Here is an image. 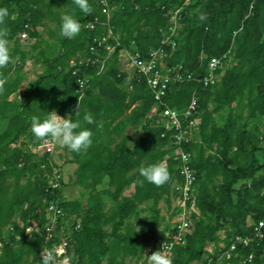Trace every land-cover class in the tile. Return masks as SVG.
<instances>
[{"label":"trees","instance_id":"obj_1","mask_svg":"<svg viewBox=\"0 0 264 264\" xmlns=\"http://www.w3.org/2000/svg\"><path fill=\"white\" fill-rule=\"evenodd\" d=\"M106 1L121 46L105 73L81 70L79 77L88 85L80 100L70 63L85 57L92 38L102 34L101 27L91 32L86 25L96 16L106 19L104 5L88 0L92 11L85 14L74 0H0V8L8 10L0 34L11 54L9 64L0 68V264H44V250L53 249L63 238L69 240L70 264H128V257L137 263L143 259L147 244L138 242L133 221L147 203L153 204L157 217L162 201L171 208L180 158L175 148L167 147L159 117L152 115L157 103L145 79L122 72L119 55L125 49L147 58L159 49L177 10L181 28L174 37L177 48L166 46L167 67L182 65L201 78L212 58L230 55L213 89L191 81L174 87L164 99L172 109L183 110L195 96L200 113L195 139L183 146L193 158L200 215H194L186 243L176 248L172 264H220L224 252L220 244L229 247L233 238L250 235L251 222L264 217V0ZM65 13L75 15L81 24L80 34L72 40L60 35ZM201 13L206 20H199ZM48 22L57 24L56 54L40 32ZM24 31L29 33L27 43L34 41L29 52L18 37ZM30 59L45 71L22 98L10 101L26 79ZM78 104L80 113L74 117ZM51 111L72 115L92 131L90 148L79 153L68 150L70 163L78 166L74 184L89 192L86 204L66 199L65 180L58 189L50 187V155L39 156L33 150L46 139L32 134L31 118ZM85 115H91L92 124L83 120ZM129 128L142 135L131 141ZM162 160L169 181L159 187L144 181L140 169ZM103 185L107 188L101 191ZM106 196L115 203L110 209ZM52 204L61 208L68 225L60 224L49 239L46 232L27 235L32 222L48 223ZM167 232L168 224L160 242L169 239ZM210 246L212 253L207 250ZM250 255L254 264H264V244L239 246L232 260L221 264H241Z\"/></svg>","mask_w":264,"mask_h":264},{"label":"built area","instance_id":"obj_2","mask_svg":"<svg viewBox=\"0 0 264 264\" xmlns=\"http://www.w3.org/2000/svg\"><path fill=\"white\" fill-rule=\"evenodd\" d=\"M189 1L191 0H187V2ZM100 2L104 5L103 12L106 15V19L103 20L101 17L96 16L91 22L87 23L86 29L91 32H96L101 27L103 32L101 35L92 38L85 57L72 60L70 63L73 69L72 74L77 77L80 100L84 97V92L88 85L87 79L79 77L81 70L96 68L98 75L105 73L115 50L121 46L118 35L114 33L111 27L109 5L106 0H100ZM180 11L177 10L174 13L172 17L174 25L169 29L168 33H165V40L162 46L159 49L151 51L147 58H143L137 51L125 49L119 55V66L122 72L128 74L130 77L137 75L139 78L145 79L157 103L152 115L159 117L160 126L164 130L162 137L168 139L167 147L175 148V155L180 158L179 176L172 184L171 196L174 207H172V211L170 209V215L167 216L169 232L166 233L165 237H169V239L159 242L155 246V250L153 249L149 254L151 255L157 250H164L165 254L169 255L171 259L175 256L176 248L186 243L187 234L193 223L194 215H200L196 198L197 176L192 164L193 158L192 154L186 152L183 147L195 139L199 129L198 118L200 113L198 110V99L195 96L191 103L183 110L172 109L164 102V99L174 87L191 81H197L206 89H213L220 80V76L217 73L228 65L230 55L228 53L222 57L212 58L208 62L206 73L201 78L195 77L194 74L187 72L182 65L178 67H167L164 63L167 57L166 46H170L172 50L177 48L174 37L177 36L178 30L181 28ZM26 29L32 28L27 25ZM18 37L22 41H28L30 39L28 31L22 32ZM121 64L124 65L127 71L131 70L134 73L130 75L129 72L122 69L123 66ZM56 148L57 142L49 138L37 150L38 152L40 150L43 156L46 154L52 156ZM52 168L53 180L50 187L58 189L61 187V182L64 181V173L54 171V167ZM47 219L48 223L41 225L39 222L35 229L32 228V225L29 226L26 229V234H43V232H46L49 239L55 235L60 224L68 225V221L64 220L63 212L57 204L50 205L47 210ZM250 227L252 228L250 235L233 238L229 247H226L224 243L220 244L224 252H221L222 254H220L219 260L230 262L239 246L248 248L251 246L259 247L264 244V217L257 222H251ZM68 248L69 240L68 238H63L61 243L54 246L53 249L46 248L43 253V258L47 253H53L55 255V264H70ZM207 250L212 253L214 248L210 246ZM254 260V255H250L241 264H254Z\"/></svg>","mask_w":264,"mask_h":264},{"label":"clouds","instance_id":"obj_3","mask_svg":"<svg viewBox=\"0 0 264 264\" xmlns=\"http://www.w3.org/2000/svg\"><path fill=\"white\" fill-rule=\"evenodd\" d=\"M74 4L85 14L91 13V8L88 0H74ZM8 15L6 8H0V24L3 23ZM60 35L63 38L72 40L75 39L81 32V24L77 17L70 13H65L61 16ZM207 19L206 14L201 13L199 20ZM11 60L8 41L0 34V68L6 67ZM78 111L74 117H78L80 113L79 104ZM72 115L60 116L56 111L47 112V115L33 116L30 121L31 132L38 140L51 138L58 142L62 147L68 150L79 153L91 147L93 143L92 131L84 127L79 119H72ZM83 120L87 124L93 123L91 115H85ZM140 175L150 184L162 186L170 179L169 170L162 164H153L140 169ZM143 183V181L141 182ZM149 264H172V259L166 255L164 250H157L151 255H147ZM44 264H55V255L47 253L44 256Z\"/></svg>","mask_w":264,"mask_h":264},{"label":"rangeland","instance_id":"obj_4","mask_svg":"<svg viewBox=\"0 0 264 264\" xmlns=\"http://www.w3.org/2000/svg\"><path fill=\"white\" fill-rule=\"evenodd\" d=\"M51 30L55 32V35L52 36L50 34ZM40 32L43 35L45 42L52 45V47L55 50L54 54H56V51L59 49V43H60L57 24L54 22H48L46 27L40 29ZM27 42L28 41L21 40V44H23L25 50L29 52L32 50L31 43H34V41H30L31 43H27ZM41 47L45 49L46 46L42 45ZM121 65L123 66L122 69L127 71L124 65L123 64ZM127 72H129L130 75L134 73V71L131 70ZM26 79H27V74H26ZM126 134L130 138V140L133 141L134 138L142 135V132L138 131L137 133L131 128H129ZM37 148L33 149L34 152L39 156H43L40 150H39L40 153L38 152ZM70 158L72 160V156L69 154L68 149L66 147H62L57 142V148L55 152L52 154V156H50L49 160L52 163L51 167H54V171H60L61 173H64V180L66 184L64 195L66 196V198L70 201L78 200L81 201L83 204H86L89 198V192L74 184L75 172L77 171L78 166L77 167L72 166V164H70ZM161 164L165 167L166 166L165 160H162ZM106 188L107 186L103 185L102 187H100V190L104 191ZM104 199L108 204L109 209L115 204L108 196H106ZM152 205H153L152 203L145 204L142 207L143 209L144 208L145 209L141 212L138 219L133 221L135 225V234L137 236L138 242L142 244L145 243L147 244L145 245L144 252L142 254L143 259L139 263H137L136 260H132L131 257H128L127 258L128 264H143L144 262L148 264L149 260L147 255H149L150 251L153 250L152 247L160 242L163 233L165 232V228L168 222L166 223L163 222V218L165 217V219L167 220V216L170 215V209L172 211V207H174V205L171 204V208H169L167 203L165 201H162L158 206V209L160 211V215L158 217L153 212ZM70 218L71 219L75 218V215L70 216ZM38 223H39L38 221L32 222V226H33L32 228L35 229ZM222 235L224 236V234ZM219 262L221 264L222 260H219Z\"/></svg>","mask_w":264,"mask_h":264},{"label":"crops","instance_id":"obj_5","mask_svg":"<svg viewBox=\"0 0 264 264\" xmlns=\"http://www.w3.org/2000/svg\"><path fill=\"white\" fill-rule=\"evenodd\" d=\"M44 71H45V67L42 64H36L35 61L32 59L27 61V64L25 66V73L27 74V79L24 80L20 90L16 94H13L9 100L14 101L16 99L22 98L25 95V93L27 92L30 84L34 83L38 79V76L41 75ZM70 160H71V158H70ZM70 164H72V163H70ZM72 166L77 167L76 164H72ZM103 264H105V263H103Z\"/></svg>","mask_w":264,"mask_h":264}]
</instances>
